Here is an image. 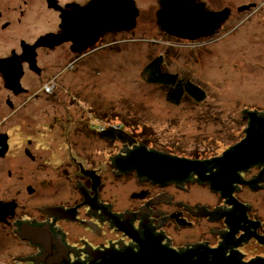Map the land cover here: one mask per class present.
<instances>
[{
  "label": "flooded vegetation",
  "instance_id": "obj_1",
  "mask_svg": "<svg viewBox=\"0 0 264 264\" xmlns=\"http://www.w3.org/2000/svg\"><path fill=\"white\" fill-rule=\"evenodd\" d=\"M168 20L204 35H170ZM150 23L165 38L229 46L224 56L252 44L264 73V0H0V264H264V160L226 156L247 138L249 118L235 145L187 157L155 150L137 135L128 143L105 136L111 125L92 127L110 161L92 153L85 165L73 149L45 152L72 159L63 177L32 140L19 146L21 116L34 101L67 92L69 73L86 57L118 36L146 37ZM246 112L259 115L257 128L264 125L263 110ZM142 147L191 165L168 180L117 168V158ZM27 197L35 203L22 213Z\"/></svg>",
  "mask_w": 264,
  "mask_h": 264
},
{
  "label": "rangeland",
  "instance_id": "obj_2",
  "mask_svg": "<svg viewBox=\"0 0 264 264\" xmlns=\"http://www.w3.org/2000/svg\"><path fill=\"white\" fill-rule=\"evenodd\" d=\"M140 36H118L114 45L102 47L69 73L67 92L34 101L37 107L21 116V150L32 140V150L48 160L53 174L63 177L69 171L66 162L72 159L52 155L48 159L45 152L50 156L73 149L85 165L92 153H98L101 164L110 161L108 144L98 133L91 135L92 127L122 125L155 150L179 157L220 154L245 137L248 119L243 112L264 111V73L257 72L261 63L255 62L252 44L230 48L224 56L229 46H195L165 38L151 23L146 37ZM160 56L166 69L204 89L203 102L184 98L174 104L169 101L170 88L147 82L144 71ZM41 173L36 174L38 186ZM20 202L23 213L35 199Z\"/></svg>",
  "mask_w": 264,
  "mask_h": 264
},
{
  "label": "water",
  "instance_id": "obj_3",
  "mask_svg": "<svg viewBox=\"0 0 264 264\" xmlns=\"http://www.w3.org/2000/svg\"><path fill=\"white\" fill-rule=\"evenodd\" d=\"M167 21H164V23ZM167 25H164L163 29L170 35H178L176 33H186L182 35V38H195L202 36L205 30L197 29L195 27L187 28L182 26H177L172 20H168ZM135 27V24H132L128 29ZM179 27V28H177ZM179 36V35H178ZM95 43V42H94ZM92 43L91 45H94ZM83 50L87 49L85 45ZM243 116L246 119H251V128L248 130L247 138L235 146L231 151L226 154L227 157L240 158L243 160L254 161L264 160V131L261 133V130L264 129V125L260 124V128H257L259 121V115L256 112H243ZM116 166L119 169L128 171L135 169L139 172L140 175H146L152 179L158 180L164 178L175 179L180 176V170L184 168L185 164H190V162L181 159H170L164 155H159L158 153H148L144 147L139 151L130 153L125 158H117L115 160ZM197 164L200 163H196ZM190 168H187V170ZM186 170V171H187ZM185 171V172H186ZM1 213V212H0Z\"/></svg>",
  "mask_w": 264,
  "mask_h": 264
},
{
  "label": "trees",
  "instance_id": "obj_4",
  "mask_svg": "<svg viewBox=\"0 0 264 264\" xmlns=\"http://www.w3.org/2000/svg\"><path fill=\"white\" fill-rule=\"evenodd\" d=\"M144 74L149 84L162 85L170 88L168 97L169 101L174 104L180 103L184 98H192L199 103L205 100L206 94L204 89L191 81L181 79L176 73L166 69L162 56L150 62ZM119 127H113L111 125L110 129L106 130L107 133H104V135L107 136L108 132L109 134L111 132L113 133L114 139L128 143L131 139V134L126 132L122 125Z\"/></svg>",
  "mask_w": 264,
  "mask_h": 264
}]
</instances>
